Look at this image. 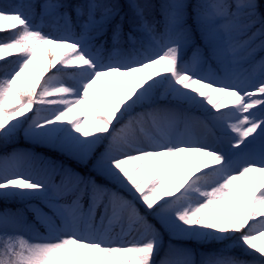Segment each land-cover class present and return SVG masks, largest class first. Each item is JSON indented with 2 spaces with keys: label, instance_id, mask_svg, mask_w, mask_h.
I'll use <instances>...</instances> for the list:
<instances>
[{
  "label": "snow or ice",
  "instance_id": "1",
  "mask_svg": "<svg viewBox=\"0 0 264 264\" xmlns=\"http://www.w3.org/2000/svg\"><path fill=\"white\" fill-rule=\"evenodd\" d=\"M127 3V49L119 47L118 0H42L38 14L32 0L0 5V202L39 199L43 207L27 210L46 229L28 239L23 210L0 209V264H157L165 234L232 240L254 259L211 252L197 262L190 249L169 245L159 264H264V57L253 59L264 51V0ZM110 28L105 55L94 42ZM114 77L119 86L109 80L114 95L102 92L101 108L91 91ZM173 103L206 110L220 137L192 135L195 118ZM80 106L92 120L69 118ZM181 122L186 130L177 132ZM21 134L91 161L132 198L54 161L37 168L31 153L6 151Z\"/></svg>",
  "mask_w": 264,
  "mask_h": 264
},
{
  "label": "rangeland",
  "instance_id": "2",
  "mask_svg": "<svg viewBox=\"0 0 264 264\" xmlns=\"http://www.w3.org/2000/svg\"><path fill=\"white\" fill-rule=\"evenodd\" d=\"M40 1L42 2V0H32V2L36 3L37 5H39L41 3ZM190 56H191V53H190L189 57ZM260 58L261 57L254 56L253 59L254 60H259ZM185 59H188V58H185ZM109 80H114V78H105V79H103L99 83V85L94 86V90H97L99 88L104 89L106 87V83ZM92 97L97 101V98H95L94 96H92ZM161 103L162 104H167L168 102L167 101H162ZM169 106L176 107L178 109L180 108L175 103H173V104H171ZM186 106L190 107L188 105H186ZM179 110L182 113H184V114H186V115H188L190 117L195 118V119H192L189 122V125H188L189 127H187V131L190 132L192 135L200 136V137H206L208 143H212L217 137H220V135H221L220 132H215L214 130H212L213 134H208L206 129L200 123V121H204L211 128L210 121H212V120H211V117H210L209 113L206 112V113H203V114H199L197 112L198 110H202V108L191 107L190 110H188L186 108H183L182 110L180 108ZM85 112H86L85 108L83 106H80V107L76 108L73 113L69 114V118L79 117L81 119H85L86 118V119L90 120L89 116ZM30 115H32V114H30ZM178 125H180L181 128L180 129H176L177 132H184L186 130L185 124L183 122L179 123ZM19 139L24 141L25 144L24 145H21V144L16 145L15 147L11 148V150H9V152L12 151V149L15 148V149L24 150V151H27V152L31 153L35 157V160L33 161V163H34V166L37 167V168L43 167V162L54 161L57 166L62 167V168L71 169L73 172L79 173L82 176H85L84 175L85 173L86 174L92 173V169H91L92 162L91 161H89L86 164L85 163H81L77 159H75L74 157L66 154L63 151H61L59 147L53 146V145H49V144L38 143V142H33V141H30V140H26V139H24L23 134H21L19 136ZM216 142H217L218 146H225V145H221L218 140ZM106 143H107V141H104L102 144H100L98 146V148L96 150V155H98L99 152L103 151L104 145ZM0 154H3V152L0 153ZM93 173L96 176H98L95 172H93ZM164 175L167 177L168 173L165 172ZM98 177H100V176H98ZM100 178L103 180L104 184L109 182V184H110L109 188H111V189H113L115 191H118L121 195L125 196L128 199L132 198L129 195L128 191L124 190L123 188L118 187L115 183H113V182H111V181H109L107 179H103L102 177H100ZM149 178H150V173H149ZM54 179H55V181L57 183L59 182V177L58 176L55 177ZM87 203H88L87 198H85V200H84L85 207H87ZM136 204H137V207H140V210L143 213L144 210L140 206L139 201H136ZM32 205H36V204L34 203ZM3 208H11L13 210L21 209L19 207H16V208L14 207L13 208V207H10L8 205H1L0 204V209H3ZM44 211L47 212L48 209L45 208ZM23 214H24V212H23ZM24 216H25V214H24ZM27 223L32 225V230H26V231L22 232V234L25 235L26 238L32 239L37 233L46 234V229L45 228L43 229L42 227H40V226L36 225L35 223L30 222L28 220H27ZM116 228H117V230H115V232L118 233L120 231V229H119V227H116ZM133 238H134V235L133 236H128L126 239L127 240H132ZM163 242L166 244L167 252L169 250V245H175L176 247H179V248L190 249L194 253V256H195V259H196L197 262H199L201 257H202V255L205 254V252L203 250H201V249L196 250V248H194L192 246H188V245L183 244V243H176V242H174L171 239L164 238ZM219 253H222L225 256L236 257V255L233 252H231L230 250H227V249L223 250L222 252H219Z\"/></svg>",
  "mask_w": 264,
  "mask_h": 264
},
{
  "label": "trees",
  "instance_id": "3",
  "mask_svg": "<svg viewBox=\"0 0 264 264\" xmlns=\"http://www.w3.org/2000/svg\"><path fill=\"white\" fill-rule=\"evenodd\" d=\"M118 2L120 4V6H121L120 15L121 16H125V20H124V35L122 36L123 43L121 45H119V46L121 48H123V49H127V48L130 47V45H129L128 41H127V35L126 34L129 31V18L131 16V12H130V10L128 8L127 0H118ZM157 2H158V0H153V3H157ZM157 18H159V17L157 16ZM119 21H120V17L117 16L116 17V20L114 22H119ZM134 35H136L138 39H144L145 42H146V39L147 38L146 37H143V34H141V33H135ZM103 36H107V38H108L107 43L109 44L110 41L112 40V31H111V28ZM103 36H101V37H103ZM0 37L1 38L3 37V39L6 38L7 37V33H0ZM101 37H99L94 43L98 45L100 43V38ZM138 46L139 45H137V47ZM9 59H11V58H9ZM46 59L47 58L45 57V60ZM8 67L11 68L12 65H9ZM3 72H4V65H3V62H0V75H2ZM107 93H108L109 96H113L114 95V90L111 87V85H109V88L107 90ZM100 94L101 93H99V95ZM91 95H93V91H91ZM98 104H99V106L101 108H106V105L104 103L103 98L100 101H98ZM90 114H91V112H90ZM28 115H29V113H28ZM91 119H92V114H91ZM16 202H21V201H19V200L7 201V203H10V204H13V203H16ZM195 241H197V240H195ZM198 242L200 244L206 245V246H219V245H223V244L226 243V244L230 245L231 247H233L236 251H238V252H244L240 247L233 246V241L232 240L204 241V242L198 241Z\"/></svg>",
  "mask_w": 264,
  "mask_h": 264
}]
</instances>
